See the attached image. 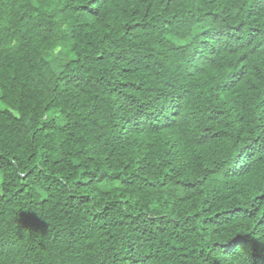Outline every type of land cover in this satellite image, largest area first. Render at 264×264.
<instances>
[{
  "label": "trees",
  "instance_id": "16d2710c",
  "mask_svg": "<svg viewBox=\"0 0 264 264\" xmlns=\"http://www.w3.org/2000/svg\"><path fill=\"white\" fill-rule=\"evenodd\" d=\"M0 264H264V0H0Z\"/></svg>",
  "mask_w": 264,
  "mask_h": 264
}]
</instances>
